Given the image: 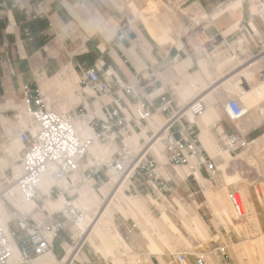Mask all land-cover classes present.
I'll return each instance as SVG.
<instances>
[{"label":"crops","instance_id":"1","mask_svg":"<svg viewBox=\"0 0 264 264\" xmlns=\"http://www.w3.org/2000/svg\"><path fill=\"white\" fill-rule=\"evenodd\" d=\"M166 2L169 6L178 5L184 9L179 13L167 7L163 0H0V5L3 4L0 6V133L7 134L12 140L11 144L2 142L3 147L8 150L17 149L9 152L4 149L5 154L0 162L8 161L9 165L13 164L11 169L14 177L12 185L1 195L18 208L17 212L13 213L15 221L9 222L10 229L18 235L17 243L24 239L27 233L19 231L16 218L27 216L37 221L47 212L60 209V203H51L43 197L35 202L20 205L18 192L13 185L21 174L20 161L19 164L16 162L21 159L23 153L19 133L30 124V119L27 121V113L24 114L26 108L22 88L25 84L39 86L48 108L74 114L76 126L87 135L90 134L87 126L104 120V108L108 104L111 105L116 96L122 98L125 104L121 115L128 121L136 118L134 101L122 90L125 85L134 86L141 99L154 103L152 117L146 122H138V128L130 138H126L128 142L125 143L130 150L145 149L142 153L146 157L157 158L161 163V173L172 188L170 194L158 196L155 188L127 181L129 188H144L147 193L141 198L159 212L162 209L166 212L175 209V194L179 196L180 184L186 185L182 189L183 192L189 191V178L196 185L211 183L204 177L205 172L190 167L189 170L176 168V174L172 175L167 168L170 166L167 157L160 152L162 146L154 143L151 148L147 147L148 141L156 134V127L164 122L166 124L171 115L192 101L202 99L206 104V111L196 122L198 142L206 155L213 159L218 171L219 167L224 169L228 161H239L243 157V153L238 154L241 151L235 154L236 158L226 152L227 135L239 131L250 142V146H264V118L258 114L254 105L264 100V81L256 78L257 72L264 67V53H259L258 50L260 42L264 43V13L255 8L253 0ZM39 3L46 13L45 18L34 17L33 8ZM238 59L246 60L247 65L229 78L233 81L240 72L252 66L251 76L247 74L251 79L252 91L241 99L249 113L233 122L224 108L232 97L225 93L219 96L217 92L225 86L230 91L235 90L232 81L225 84V79L222 81V78L223 73ZM85 68H96L103 80H117L119 85L114 88L116 94L100 97L82 81ZM207 89L208 91H205ZM164 93L172 102L169 113H162L156 107L159 103L158 96ZM24 123L27 126H24ZM101 146L96 145L91 155L83 159V167L93 163L94 158H108V152L102 150ZM106 146L114 150L110 158L121 150L119 141H113ZM152 147H155L153 151ZM224 161L225 164L222 165ZM246 161H249V158ZM97 182L102 183V180ZM51 184V178L42 182L43 194L47 193ZM82 184L78 188L80 197L74 202L89 210L92 217L94 209L90 207L104 200L103 197L105 198L110 190L109 182L103 185L99 192L95 191L91 184ZM123 190L115 196V205L112 206V202L106 209L103 219L108 233L106 239L101 235L102 238H99V234L94 232L101 231L103 224L96 226L90 235H95L101 244L96 243L90 236L91 239L84 242L75 257L70 254L73 259H69L70 264H122L123 257L117 255L114 250L116 246L130 250V239L127 240L114 226L112 218L114 212H123L119 201L125 196ZM243 192L248 213L241 220L255 222L262 234L264 221L259 217V206L264 199L258 193V196H254L251 192ZM205 194L209 200V192ZM183 197L184 200L185 195ZM190 197L191 195L187 196ZM126 202L133 215H140L145 219L147 225L142 231L150 254L156 255L162 264H165L162 261L164 247L150 232L155 228L162 231L164 227L153 219L151 211L144 205L131 199ZM179 213L183 225L188 230L202 234L199 228H195L190 217L192 213H197L184 208H181ZM197 217L204 227L202 235L208 237L205 224L199 215ZM3 219L0 226L7 225V220ZM163 220L175 235H180L179 239L182 241L181 231L172 219L164 214ZM133 224H136L137 228L132 236L136 231H140L138 224L134 220L130 223L122 221L126 230ZM162 233L168 237L165 230ZM118 235L122 240L117 238ZM88 237L89 234L83 240ZM58 241L59 239L55 243L54 251ZM209 241L211 246L215 242L212 237ZM59 245L61 249L64 246L62 242ZM222 245H225L223 240H219L214 247ZM167 246L169 251H174V247L169 244ZM65 247L67 249L66 245ZM54 251L52 255L56 259L55 264H63L62 255L59 256ZM137 256H141L139 252ZM44 259L39 258L29 264H45ZM18 262L16 253L10 264ZM190 264H195V260H190Z\"/></svg>","mask_w":264,"mask_h":264},{"label":"built area","instance_id":"2","mask_svg":"<svg viewBox=\"0 0 264 264\" xmlns=\"http://www.w3.org/2000/svg\"><path fill=\"white\" fill-rule=\"evenodd\" d=\"M33 9L35 18L46 17L41 3L36 4ZM258 50L259 53H264V43L260 42ZM258 77L264 80V67L258 73ZM82 81L94 89L100 97L116 94L114 88L119 85L117 80L114 82L103 80L96 68H85ZM122 90L134 101L136 118L128 121L121 115L125 104L122 98L116 96L111 105L105 106L104 120L87 126L90 133L87 135L76 126L74 114L48 108L37 84L23 86L24 105L30 124L19 133L23 153L20 159L21 175L15 184L25 202H35L42 197L51 203H56L62 198L65 201L60 210L47 212L37 221L27 216L16 218L19 231L27 233L18 243V235L10 229L8 223L5 227L0 226V264H10L15 250L18 253V264H29L49 254L52 255L56 241L62 236H65L71 242L73 249L78 251L85 242L82 238L88 214L71 199L75 194L80 195L78 188L82 183H96L101 179L103 172H113L119 178L128 174L129 182L155 188L158 196L172 192L169 181L161 173L159 160L146 157L141 153L142 150L135 153L125 143L126 138L138 128V122H146L152 117L155 104L141 99L134 86L125 85ZM158 99L157 109L162 113L171 112L172 102L168 95L161 94ZM258 107V114L264 117V100ZM224 108L233 122H237L249 113L239 98L232 97ZM205 111L206 104L202 99L192 101L167 119L165 124L167 128L161 137L164 153L170 165L190 167L205 172L207 179L211 181L216 176L218 168L213 159L209 158L200 147L196 127L198 118ZM113 141H119L121 144V150L117 155L112 158H94L93 163L86 167L82 166L83 159L91 155L96 145L106 146ZM249 146L250 142L239 131L226 136L225 150L229 155H235ZM133 160L136 162L133 169H130ZM47 175H50L52 184L47 193L43 194L40 187ZM260 181L263 180L258 175L254 185L257 187ZM198 187L199 192L205 189L200 183ZM131 190L135 197L147 193L144 188L137 186H132ZM237 195L238 192L232 191L229 193V198L239 216L243 217L244 209L238 203ZM136 228V224H133L125 233L122 232L127 240ZM226 248V245L218 246L215 252L222 255L223 262L227 264ZM62 249L67 254L65 246ZM190 256H193L195 264H210L208 254L204 251L192 255L179 251L174 259L177 264H190Z\"/></svg>","mask_w":264,"mask_h":264},{"label":"rangeland","instance_id":"3","mask_svg":"<svg viewBox=\"0 0 264 264\" xmlns=\"http://www.w3.org/2000/svg\"><path fill=\"white\" fill-rule=\"evenodd\" d=\"M165 5L167 7H170L172 9H175L177 12L180 13V11L183 8L176 6H169L166 2V0H163ZM255 8L262 13H264V0H253ZM165 7V6H164ZM233 65L230 67V69H227L225 73H223V78L222 81L225 79L224 83L227 84L229 81H232L231 76L235 75L239 70H242L246 65L247 61L243 59H238L232 63ZM253 65V64H252ZM252 67V66H251ZM251 67H248L246 70H243L240 72L241 74L247 75L248 73L251 76ZM238 76L234 77L233 79H236ZM258 77V72L256 74V78ZM259 78V77H258ZM205 91H208L205 90ZM204 91V92H205ZM203 92V93H204ZM206 93V92H205ZM227 94L228 96L234 97V98H240V93L238 90L230 91L226 86L222 87L217 94L221 96L222 94ZM263 100L256 102L254 105L256 106V111L259 108L258 104H260ZM264 118V117H263ZM29 121V118L28 120ZM26 121V122H27ZM24 126H27L26 123H24ZM2 136H4V139H1ZM2 142H6V144H11L12 140L10 139V136L8 138L7 134L0 133V161L2 157L4 156V149L9 152L6 147L2 146ZM128 140L126 141V143ZM150 144V148H151ZM141 147V146H139ZM148 147V146H147ZM102 150H106L108 152L107 156L110 158L111 154L113 153V149H108L107 146L103 147L101 146ZM155 149V147H152V151ZM132 151H134L133 148H131ZM137 152V151H134ZM160 152L163 154V147L160 149ZM243 153V157L241 160L236 161H228L227 166L224 169H221L219 167V171L217 172L216 176L214 177L213 180H211V183H206L207 187V192L210 194V198L208 200L207 194L205 192H199V187L198 185L195 184V182L189 178L188 182V187L189 191L183 192L182 189L186 187L185 184H180V189L179 193L175 194L174 202L176 204L174 210H170V212H166L162 209L161 212L157 211L152 207V204H150L148 201L143 200L141 197H136L134 198V193L131 190V187H128V182L126 184V187L123 190V198H120L119 201H121V206L123 207V212L117 211L114 212L112 222L114 226L118 228V230L122 233L126 232V228L124 225H122V221H125L126 223H130L131 220H134L139 228L140 231H136L134 236L130 235V250H124L121 246H116L114 252L117 253V255H120L122 260V264H162V262L157 258L156 255H151L150 250L148 247V242L146 238L143 235V229L146 228V223L145 219L141 217L140 215H133L128 206H127V200H133L137 199L143 203V205L150 210V215L153 217V219L157 220L160 222V224L164 227L162 230H164L168 233V237L166 238L162 231L155 228V229H150L152 235L156 238L157 242L164 247V255L162 257V261L165 264H177L175 262L174 256L177 254L179 251H185L188 254L192 255L196 251L202 250V247L206 245L205 247H209L207 250H202L206 252L209 256V261L210 264H226L224 261V258L222 255L219 253L215 252L214 244L219 242V240H223V243L227 246L225 250V257H227V264H264V223H263V231L261 234V231L258 229V226L256 225L255 222H247V221H236L232 217V212L234 210L233 207H231L230 204V198H229V193L232 191L238 192V195L242 196L244 194L243 191L246 192H251L254 196L257 195V192L260 194L261 197L264 199V146H261L259 148L253 146H249L247 149L238 152V154ZM237 157V156H233ZM249 158V161H246ZM11 160V159H9ZM229 160V159H228ZM20 158L16 161L17 164H19ZM162 162V161H161ZM163 163V162H162ZM167 163V162H166ZM164 164V163H163ZM225 164V161L222 163V165ZM170 165V164H169ZM221 166V165H219ZM13 164L9 165L8 161L5 162H0V221L7 220V223L10 226V223H13L15 221L14 218V212H17L16 208L6 197L2 196L1 194L3 193L4 190H6L8 187L12 185L13 182V173L12 169ZM177 166H168L167 168L169 171H171L172 175H175V169ZM182 169H188L189 167H180ZM15 170V169H14ZM228 172V173H227ZM259 173L262 175V180L260 181L258 186L256 187L254 185V181L257 179ZM204 177L207 178V174L203 173ZM230 175V176H229ZM102 183L96 182V183H87L85 182L84 185H90L94 188L95 191L99 192L100 188L103 185H106V183L109 182V189H113L114 185L111 183L112 181V176L109 172L102 173ZM10 181V182H9ZM83 184H81L82 186ZM184 186V187H183ZM9 189V188H8ZM7 189V190H8ZM117 190V186L115 189L110 193L108 191L107 195L110 193L108 200L106 201L105 198L103 199L105 201H101V203H97L95 205H91V209L93 207L94 213L92 214V220L94 221L96 216L99 214L102 218L100 224H103V219L105 217V212L109 204L112 202V206L115 205L117 198H113V193ZM121 191V190H120ZM18 199H19V204L23 205L25 202L19 191H18ZM183 195H185V199L183 200L182 198ZM188 195H191L190 198H187ZM112 196V197H111ZM258 196V195H257ZM80 197V195L75 194L72 197V201L77 200ZM116 198V199H115ZM219 198V199H218ZM134 201V200H133ZM136 202V201H135ZM210 203V205H209ZM261 203V202H260ZM18 206V205H17ZM244 206V203L242 204ZM247 207V206H246ZM181 208L187 209L191 212H195L199 215L201 220L206 226L208 237L203 234V225L198 222V215H193L191 214L190 217H192V222L195 226L196 229H200L202 234L195 232V231H190L188 230L182 223L181 216H180V210ZM214 208V210H213ZM18 209V208H17ZM247 208H244V214L245 216L242 218L246 217V214L248 213ZM23 212V211H22ZM26 212V211H24ZM215 212V213H214ZM97 213V214H96ZM263 213H264V202L260 204L259 206V217L264 221L263 219ZM169 216L172 221L177 225V227L181 231V236H182V241L179 239L180 235L178 236L177 234L172 232V230L165 225L164 220H163V215ZM216 214V215H215ZM2 218V219H1ZM241 218V219H242ZM93 221L89 223L91 226ZM87 229L84 237L89 233V230ZM97 226V227H98ZM96 227V228H97ZM148 228V227H147ZM198 229V230H199ZM101 231H94L97 232L99 235V238L103 236L105 239L108 235L106 233V225H101L100 227ZM205 231V229H204ZM91 234V233H90ZM89 235L86 240H89L93 238L96 243L101 244V242L95 237V235ZM215 240V242L210 243L211 237ZM83 237V238H84ZM82 238V240H83ZM119 239V238H118ZM85 241V240H84ZM60 242L65 243L64 246H67L66 252L67 254L63 251V249L60 248ZM117 244L119 245V242L117 241ZM167 244L171 245L174 247V251H169ZM201 247V248H200ZM251 248L254 249L255 254L251 251ZM68 249H72V253L76 255L77 249L74 250L71 242L67 240L65 236H62L61 239L56 244V249L54 251L55 254L61 256L63 258V264H70L71 260V255H68ZM140 253L141 256H137V253ZM74 256V255H73ZM54 257V256H53ZM68 258L67 262L64 261L65 258ZM75 257V256H74ZM113 257V256H111ZM193 256H190V260H193ZM56 263V259L54 257V262L53 264ZM117 264V263H116Z\"/></svg>","mask_w":264,"mask_h":264},{"label":"bare ground","instance_id":"4","mask_svg":"<svg viewBox=\"0 0 264 264\" xmlns=\"http://www.w3.org/2000/svg\"><path fill=\"white\" fill-rule=\"evenodd\" d=\"M238 77L236 78V79H234L233 81H232V85H233V87H234V89L235 90H238L239 91V93H240V101H241V99L243 98V97H245V96H247L251 91H252V85H251V82H250V76L249 75H245V74H239V75H237ZM261 81H264V80H261ZM241 84H244L243 86H240ZM242 103V102H241ZM243 105V104H242ZM243 107L244 108H246L244 105H243ZM247 109V108H246ZM248 110V109H247ZM24 114H26V112H24ZM26 116L28 117V114H26ZM166 126H165V122L161 125V126H157L156 127V135L152 138V139H150L149 141H148V143H147V146L149 147L150 146V144H154V143H159L162 147H163V152H164V144H163V141H162V134L164 133V131L166 130ZM135 134V133H134ZM134 134L131 136V137H133L134 136ZM3 139H4V136L2 137ZM130 138V137H129ZM13 146V145H12ZM11 146V147H12ZM152 146V145H151ZM147 148V147H146ZM13 149H15V148H13ZM12 148H10V151H12L13 150ZM145 150V149H144ZM144 150L142 149V151H141V153L142 152H144ZM15 151H17V149H15ZM139 151V150H138ZM137 151V152H138ZM140 153V154H141ZM165 154V153H164ZM165 156H166V154H165ZM167 157V156H166ZM135 160H133L132 161V163H131V165H130V169H133V167H134V164H135ZM233 162V161H232ZM176 168H180V167H176ZM228 173V172H227ZM111 174V176H112V181H111V183H113V185H114V187H113V189H111V190H109V192L111 193L114 189H115V187L117 186V190H115V192L113 193V198L120 192V190H122V189H124L125 188V184H126V182L128 181V174H126V175H124V176H122L121 178H119V176H117L116 174H114L113 172H111L110 173ZM21 175V174H20ZM19 175V176H20ZM230 176V175H229ZM19 178V177H18ZM17 178V179H18ZM47 178H51L50 177V175H47L45 178H44V180L45 179H47ZM16 179V180H17ZM43 180V181H44ZM201 185H203L204 187H205V189H204V192L206 193L207 192V187H206V185H205V183H200ZM14 185V187L16 188V190H17V192H18V188H17V186H16V184L14 183L13 184ZM41 188V187H40ZM110 193L108 194V196H106V198H105V200L107 201L108 200V197H109V195H110ZM258 193V192H257ZM259 194V193H258ZM111 196V197H112ZM134 198H136V197H134ZM105 200H103V201H105ZM134 201H136V202H138L139 204H141V205H143V203L141 202V201H139V200H137V199H133ZM237 200H238V203L240 204V205H242L243 203H244V206L242 207L243 209L244 208H246V206H245V202H244V199H243V196H240V195H237ZM65 201V199L64 198H62L60 201H58V202H56V203H60V209L62 208V205H63V202ZM28 203H30V202H27L26 204H28ZM75 203V202H74ZM76 204V203H75ZM102 204V203H101ZM230 204H231V207H233L234 208V206H233V203L231 202V200H230ZM76 205H78V204H76ZM110 205V204H109ZM108 205V206H109ZM79 206V205H78ZM108 206H106V207H108ZM80 208H82V209H84L83 207H81V206H79ZM59 209V210H60ZM86 212H87V214H88V218H87V221H86V224H85V228H84V235H85V233H86V231H87V229L89 228V223H91L93 220H92V217H91V212L89 211V210H86V209H84ZM97 214V213H96ZM232 214V217H233V219H235L236 221H240L241 220V216H239V214L237 213V211L234 209L233 210V212L231 213ZM244 216H245V214H244ZM243 216V217H244ZM102 218L103 217H101L99 214L96 216V218H95V220L93 221V223H92V225L90 226V230H89V235H90V233L94 230V228H96V226H98L99 224H100V222H101V220H102ZM91 221V222H90ZM6 225H4V227H5ZM84 237V236H83ZM117 238H119L120 240H122V238H121V236L120 235H118L117 236ZM85 241H86V239H84ZM83 240V241H84ZM206 245H204L203 247H202V250H207L208 248H210V246L209 247H205ZM201 248V247H200ZM251 251L253 252V254H255V251H254V249H252L251 248ZM68 252H69V254H72V257H73V255H75L74 253H72V249H68ZM200 251H196V252H194V254H196V253H199ZM17 253V250H15L14 251V256H13V258L15 257V254ZM18 254V253H17ZM209 256H210V254L208 255V262H210L209 261ZM45 259L44 260H46V262H45V264H53V262H54V257H53V255H51V254H49V255H47L46 257H44ZM66 262H67V260H65ZM258 264V263H257Z\"/></svg>","mask_w":264,"mask_h":264}]
</instances>
